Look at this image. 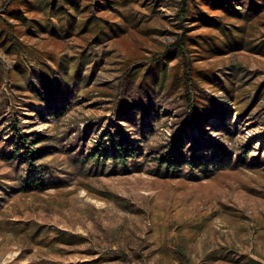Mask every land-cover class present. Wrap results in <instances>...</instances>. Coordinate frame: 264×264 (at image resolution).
I'll return each mask as SVG.
<instances>
[{"label": "rangeland", "instance_id": "374dc122", "mask_svg": "<svg viewBox=\"0 0 264 264\" xmlns=\"http://www.w3.org/2000/svg\"><path fill=\"white\" fill-rule=\"evenodd\" d=\"M0 264H264V0H0Z\"/></svg>", "mask_w": 264, "mask_h": 264}, {"label": "trees", "instance_id": "16d2710c", "mask_svg": "<svg viewBox=\"0 0 264 264\" xmlns=\"http://www.w3.org/2000/svg\"><path fill=\"white\" fill-rule=\"evenodd\" d=\"M183 10H185V7L183 8ZM175 160H176V155H175V154H173L172 156H169V157L167 158V162H168L169 164L174 163Z\"/></svg>", "mask_w": 264, "mask_h": 264}]
</instances>
